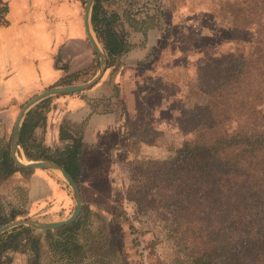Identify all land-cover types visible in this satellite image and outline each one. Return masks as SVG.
<instances>
[{"label":"rangeland","instance_id":"374dc122","mask_svg":"<svg viewBox=\"0 0 264 264\" xmlns=\"http://www.w3.org/2000/svg\"><path fill=\"white\" fill-rule=\"evenodd\" d=\"M78 1L84 18L88 0ZM239 1L99 0L113 26L128 34L132 49L109 59L102 38L94 31L110 64L99 83L108 81L113 86L112 95L99 98L92 108L94 112H119L126 118V128L114 166L105 162L96 173V166L95 172H81L80 164L76 178L83 201L80 216L92 232L89 237H77L80 244L88 242L82 264H189L191 254L178 246L170 226L171 216L129 201L128 190L142 177L146 166L163 158H176L180 149L193 140V134L177 119L184 116L187 108L198 104L208 108L203 117L193 120L190 131L198 123L207 125L211 121H231L230 133L237 130L239 123L264 131V54L252 62L244 60L241 45L248 34H256L258 23L264 22V10L256 7L248 26L226 10H219L212 20L205 15L222 2ZM104 29L101 25L99 32L102 34ZM228 57L232 66L227 64ZM96 62L99 71L97 56ZM81 76L78 74L62 86L87 83ZM122 83H128L138 100L131 111ZM51 88L54 87L45 91ZM28 101L0 105V158L8 146L11 153L15 122ZM41 104L32 112H38ZM81 124H71L72 130L75 132ZM38 142L47 146L42 140ZM19 155L30 161L23 149ZM106 168L110 173L105 176ZM96 174L101 186L89 187ZM1 181L0 218L16 215L7 224L17 220L64 221L75 210L71 189L53 171L35 170L30 175L16 172ZM16 229L14 244L7 237L0 243V264H77L53 258L46 240L48 231Z\"/></svg>","mask_w":264,"mask_h":264},{"label":"trees","instance_id":"16d2710c","mask_svg":"<svg viewBox=\"0 0 264 264\" xmlns=\"http://www.w3.org/2000/svg\"><path fill=\"white\" fill-rule=\"evenodd\" d=\"M256 7L264 10V0L222 2L205 15L207 20H212L219 10H226L248 26ZM9 12L8 3L0 0V26L10 25ZM107 16L96 0L92 26L102 38L108 58L113 59L127 54L132 47L128 34L113 26ZM101 25L105 27L102 34ZM241 45L244 60L252 62L264 54L263 21L258 23L256 34H248ZM231 63L228 57L227 64ZM77 76L70 75L62 84L72 82ZM207 111L204 104H198L177 117L193 134V140L180 149L176 158H163L146 166L142 177L128 190L129 201L163 210L171 216L172 234L178 246L191 254L189 264H264V131L239 123L237 130L230 133L231 121L198 123L190 131L193 120L203 117ZM43 118L42 112L31 111L23 123L20 146L25 156L30 161H52L77 181L80 155L86 147L87 120L77 125L75 132L70 122H64L60 138L70 144L53 151L33 137ZM16 172L30 175L35 170L16 167L8 146L0 158V182ZM15 219L16 215L0 218V226ZM17 230L4 236L0 243L7 237L14 244ZM45 234L56 261L82 264L85 260L88 242L80 244L77 237H89L92 232L83 216L69 227Z\"/></svg>","mask_w":264,"mask_h":264},{"label":"crops","instance_id":"0c3cea01","mask_svg":"<svg viewBox=\"0 0 264 264\" xmlns=\"http://www.w3.org/2000/svg\"><path fill=\"white\" fill-rule=\"evenodd\" d=\"M4 1L10 8V25L0 26L1 106H8L11 101L26 102L50 87L62 86V81L70 75L81 74L80 79L87 82L97 74L96 55L84 30L78 0ZM107 82L98 83L86 93L48 99L39 107L44 118L36 127L34 138L52 149L69 144L60 138L65 121L79 124L87 120L86 147L80 155L81 172H92L96 166L99 173L105 162L114 166L124 139L125 117L117 111L94 112L92 108L99 98L112 95L113 84ZM122 85L131 111L137 107L138 100L134 99L135 92L129 90L128 83ZM103 173L108 175L109 168ZM96 176L92 175L89 187L101 186L99 174Z\"/></svg>","mask_w":264,"mask_h":264},{"label":"water","instance_id":"95a60500","mask_svg":"<svg viewBox=\"0 0 264 264\" xmlns=\"http://www.w3.org/2000/svg\"><path fill=\"white\" fill-rule=\"evenodd\" d=\"M95 4H96V0L87 1L84 11V30L87 39L99 61L98 73L87 83L55 87L31 98L22 107V109L18 114L11 139V156L15 165L21 169L50 170L60 174L74 195L75 210L68 219L59 222H41V221H25V220H17L11 222L0 228V239L5 234L16 228H23V229L36 230V231L59 230L75 223L79 218V216L81 215L83 208L82 195L78 184L72 178V176L64 168L51 161H29V162L24 161L19 155L20 150H22L19 144V140H20L22 125L27 115L29 114V112L32 111L33 108H35L37 105L45 102L48 99L61 97V96H68L89 90L93 88L95 85H97L104 76L108 67V61H107V55L103 50L104 48H102L101 44L94 35V29L92 26V13ZM21 154L23 153L21 152Z\"/></svg>","mask_w":264,"mask_h":264}]
</instances>
